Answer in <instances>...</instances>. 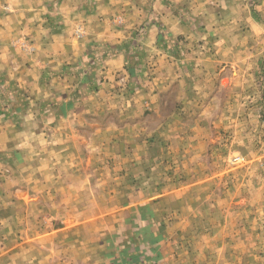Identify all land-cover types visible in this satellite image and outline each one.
<instances>
[{
  "label": "rangeland",
  "instance_id": "obj_1",
  "mask_svg": "<svg viewBox=\"0 0 264 264\" xmlns=\"http://www.w3.org/2000/svg\"><path fill=\"white\" fill-rule=\"evenodd\" d=\"M227 2L0 0L13 72L50 35L69 28L66 42H83L76 16L125 34L85 40L83 64L44 67L39 90L0 72V264L96 261L123 220L145 235L155 226L156 264H264V0ZM165 12L188 32L175 35ZM40 23L42 37L30 36ZM246 41L250 67L228 83L220 65L243 60ZM120 51L125 63L105 82L99 67ZM197 58L220 63L197 71Z\"/></svg>",
  "mask_w": 264,
  "mask_h": 264
},
{
  "label": "crops",
  "instance_id": "obj_2",
  "mask_svg": "<svg viewBox=\"0 0 264 264\" xmlns=\"http://www.w3.org/2000/svg\"><path fill=\"white\" fill-rule=\"evenodd\" d=\"M219 3L217 6L220 7L223 6L221 2L223 0H218ZM226 2V1H225ZM229 3V0L228 2ZM233 12H236L238 14L237 17H239L240 10L242 9V6L239 4H236L233 6ZM244 9V15H245V21H249L248 25L250 26L252 17L251 12L248 9V12L246 13V6H243ZM221 10V9H220ZM166 11V10H165ZM170 13V12H169ZM154 14V13H153ZM221 15V13H220ZM219 15V18L221 16ZM174 19L171 18V15L168 14V12H165L164 16V24L176 35L185 34L188 32V27L185 23V19H183L182 15H173ZM11 17V14H4L3 19L6 21V19H9ZM22 17V16H21ZM76 18V19H75ZM74 23L82 22L81 24L85 26V35L83 40L85 41L91 38L99 39V40H109L111 42V45H114L115 42L121 41L125 36V34L120 33L118 31H111L108 32L106 28L98 25L97 18H89V17H83L79 18V16H76ZM163 19V18H162ZM229 20L228 18H224ZM142 20V19H140ZM221 20V19H220ZM91 22H93L91 24ZM45 26V25H44ZM252 27V24H251ZM43 24H38L37 26L28 25L27 26V32L30 36L37 35L41 36V33H43ZM46 28V26H45ZM234 28V26H233ZM256 29V28H255ZM69 28L64 29L62 32L58 35H50L49 36V43H43L40 49L36 52L34 56H26V58L21 57V60H18L17 63L19 64V69L16 70V72L12 71V62L11 59L13 58V55H11L12 50L7 49V47L0 48V72L6 76H9L11 78L19 80L22 84H26V86L31 85V88L34 90H39L38 87V79L41 74V69L44 67H47L45 71H49L50 69H58L62 71V68L67 66L68 64H83L81 63L83 56H82V50H83V42H76L74 43L73 39L71 38L70 42H66V40H69L70 32ZM148 37L151 38V42L153 43L156 34L158 32L157 26L154 24H151L148 27ZM250 39V38H249ZM36 42L37 39H35ZM151 43V44H152ZM39 45V46H40ZM233 46L230 47L233 50H241V45L235 46V43L232 44ZM100 46H102L100 44ZM240 48V49H239ZM209 49V48H208ZM210 50V49H209ZM242 50L244 52L243 54V60L242 58H239L238 55L234 54L233 59L226 58L224 61L226 62V65L221 64L220 67L223 69V75H225L227 78L228 83L230 81H234L236 77L237 79L240 78L241 72L245 71V68L250 67V64L252 62L251 55H252V44L251 42L246 41L242 44ZM208 56H211L209 54ZM249 57V59H247ZM126 55L120 52H115L111 55H108L102 62V64L99 67L98 74L103 77L105 82H109L114 78L117 72H119L124 63H125ZM211 58V57H210ZM16 59V58H15ZM202 61H208L210 65L217 67L218 59H210L209 60H203V58H197L195 60V66L197 67V71H204L202 65ZM79 62V63H78ZM86 63V62H85ZM52 66V67H51ZM244 70H243V69ZM206 74V73H205ZM59 77V76H58ZM224 77V76H223ZM60 78V77H59ZM171 81L170 76L169 78H165V82ZM62 80L59 82L61 83ZM108 84V83H107ZM95 94H98L95 93ZM78 113L77 109L72 110V114L76 115ZM73 128H71L72 130ZM142 226V224H141ZM149 229L153 231V234L151 235L152 239L150 240V235H142L139 231L138 227H135L133 225H130L127 223L126 220H123V227L119 231V235L114 236L113 240L110 244L111 247L108 248L109 252L105 254H101V257L95 261V260H89L87 264H156V260L158 258V255L160 256V259L163 258L164 252L156 250L157 246V234L155 230V226L150 224ZM161 247V246H160ZM87 261V257L85 258ZM158 259V260H160Z\"/></svg>",
  "mask_w": 264,
  "mask_h": 264
},
{
  "label": "built area",
  "instance_id": "obj_3",
  "mask_svg": "<svg viewBox=\"0 0 264 264\" xmlns=\"http://www.w3.org/2000/svg\"><path fill=\"white\" fill-rule=\"evenodd\" d=\"M259 120L261 121V125L264 127V70L262 77L260 79V86H259ZM260 158H264V145L260 149ZM234 158H241V157H234Z\"/></svg>",
  "mask_w": 264,
  "mask_h": 264
},
{
  "label": "trees",
  "instance_id": "obj_4",
  "mask_svg": "<svg viewBox=\"0 0 264 264\" xmlns=\"http://www.w3.org/2000/svg\"><path fill=\"white\" fill-rule=\"evenodd\" d=\"M145 230H146V228L143 229V231H145ZM147 231H148V230H147ZM140 233H141V231H140ZM141 234H142V233H141ZM142 235H145V234H142ZM146 235H150L149 238H150V240L152 239V237H151L152 233H151V232L148 231V233H147ZM146 235H145V236H146Z\"/></svg>",
  "mask_w": 264,
  "mask_h": 264
}]
</instances>
